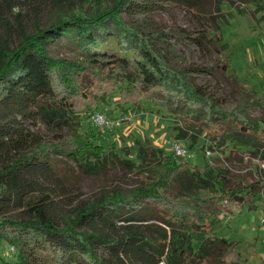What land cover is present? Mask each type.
I'll return each mask as SVG.
<instances>
[{
  "label": "trees",
  "instance_id": "trees-1",
  "mask_svg": "<svg viewBox=\"0 0 264 264\" xmlns=\"http://www.w3.org/2000/svg\"><path fill=\"white\" fill-rule=\"evenodd\" d=\"M1 1L12 10L36 0ZM38 1L53 8L33 32L22 10L16 25L0 15L7 25L0 33V243L16 250L12 260L0 255V264H264V257L242 259L233 241L212 233L217 219L233 211L230 203L255 207L254 190L264 184L243 186L221 167L191 168L185 158L144 140L139 160L131 163L138 184L128 194L103 187L74 204L51 160L60 153L90 170L100 166L93 158L119 157L115 144L102 143L101 131L82 130L79 121L83 108L97 110L93 90L105 75L175 113L178 136L192 145L205 133L220 144L251 147L264 161V119L247 112L264 107L262 99L243 90L234 101L214 100L171 63L151 31L125 20L167 3L215 19L224 0H87L68 9L71 0ZM228 1L252 4L264 19V0ZM184 35L202 48L212 42L210 30ZM64 42L76 56L51 53L52 45ZM29 119L45 122L55 139L44 143L25 125Z\"/></svg>",
  "mask_w": 264,
  "mask_h": 264
},
{
  "label": "rangeland",
  "instance_id": "rangeland-1",
  "mask_svg": "<svg viewBox=\"0 0 264 264\" xmlns=\"http://www.w3.org/2000/svg\"><path fill=\"white\" fill-rule=\"evenodd\" d=\"M38 2L36 0L22 9L16 5L10 10L0 0V15L16 25L15 15L22 10L23 22L27 30L33 32L35 23H46L53 8L48 3L43 9V4ZM71 2L73 4L66 6V9L85 5L87 0ZM243 9L246 11L241 12ZM261 15L262 12H256L252 4L236 2L232 5L224 0L220 10L215 11L217 22L211 16L175 3H167L145 17L124 16L125 20L141 23L151 31L171 63L191 74L194 81L214 100L231 102L240 98L243 90H247L256 94L264 104V19ZM6 27L0 17V33ZM199 29L212 32V42L208 47L202 48L184 35ZM219 30L223 35L222 40L219 39ZM50 51L56 56L68 58L77 55L67 42L52 45ZM102 78L104 80H99L93 90L95 96L92 101L97 102L98 106L95 113L101 112L112 122L121 123L114 126L98 125L93 121L95 113L85 108L79 111L80 120H77L83 124L82 130L96 128L101 131L102 143L107 147L115 144L119 157L97 162L93 158L90 161L100 166L86 170L63 154H51L57 175L67 184L70 200L74 204L98 196L103 187H119L128 194L138 184V175L131 168V163L139 160L138 144L144 140L161 147L167 154H174V144L180 143L191 154V157H185L191 168L199 167L205 171L209 167H221L233 181L243 186L264 184V161L253 153L251 147L238 146L230 140L220 144L205 133L192 145L189 137L178 136L176 126L179 118L175 113L137 92L123 90L122 87L127 85L123 80L115 85L105 75ZM247 112L254 118L264 119V107H253ZM25 125L35 130L43 142L55 139L53 132L40 119L25 120ZM207 150L211 151L210 155ZM257 191L255 207L232 202L233 211L224 212L212 228L213 234L233 241L240 257L252 263L264 257V189L258 187L254 192ZM0 255L12 260L16 250L5 241L0 243Z\"/></svg>",
  "mask_w": 264,
  "mask_h": 264
},
{
  "label": "built area",
  "instance_id": "built-area-1",
  "mask_svg": "<svg viewBox=\"0 0 264 264\" xmlns=\"http://www.w3.org/2000/svg\"><path fill=\"white\" fill-rule=\"evenodd\" d=\"M93 121L98 124V125H105V126H114V125H119L121 122H112L111 120L108 119V117L101 113V112H96L95 116H93ZM174 154L175 156L178 157H191V154L188 149L184 148L180 143L174 144ZM207 154H211L210 150H207ZM262 223L264 224V217L262 220Z\"/></svg>",
  "mask_w": 264,
  "mask_h": 264
}]
</instances>
